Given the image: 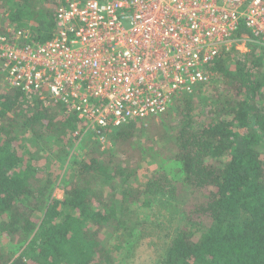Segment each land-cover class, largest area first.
<instances>
[{
  "label": "trees",
  "instance_id": "obj_1",
  "mask_svg": "<svg viewBox=\"0 0 264 264\" xmlns=\"http://www.w3.org/2000/svg\"><path fill=\"white\" fill-rule=\"evenodd\" d=\"M60 2L0 0V34L48 42ZM234 39L249 51H223L207 83L111 146L0 79V264H127L140 245L153 264H264V48L244 24ZM142 162L157 164L145 181Z\"/></svg>",
  "mask_w": 264,
  "mask_h": 264
},
{
  "label": "built area",
  "instance_id": "obj_2",
  "mask_svg": "<svg viewBox=\"0 0 264 264\" xmlns=\"http://www.w3.org/2000/svg\"><path fill=\"white\" fill-rule=\"evenodd\" d=\"M242 24L264 48V0H61L48 42L0 34V79L64 104L111 146L108 132L207 83Z\"/></svg>",
  "mask_w": 264,
  "mask_h": 264
},
{
  "label": "rangeland",
  "instance_id": "obj_3",
  "mask_svg": "<svg viewBox=\"0 0 264 264\" xmlns=\"http://www.w3.org/2000/svg\"><path fill=\"white\" fill-rule=\"evenodd\" d=\"M247 42H244L240 39H234L233 42V47H231L229 51L231 52L234 48V50H238L242 53H246L249 51V48H247ZM203 85V84H202ZM200 85V86H202ZM199 86V87H200ZM198 87V88H199ZM174 104H172L173 106ZM81 142H76V144L74 143L73 147L69 149V153H66L67 156H65L63 159V162L61 160H59L58 162H56L58 159H52L53 160V165H56V168L58 169L59 175L56 172V176H61L66 172V169L68 168V161L73 158V157H77L80 156L81 154ZM46 153H44L45 155ZM49 164V163H48ZM157 167V164H147V162H142L141 166L139 167V175H141V179L143 181H145V177H147V175L154 171ZM54 195H56L57 198H62L63 197V190L61 189V187L57 186V189L54 193ZM39 218V217H38ZM131 255L129 257H127L128 259H130L127 264H153L152 263V257L153 256H148L147 255V249L145 247H142V245H140L138 247V249L133 253H130ZM135 256V257H133Z\"/></svg>",
  "mask_w": 264,
  "mask_h": 264
}]
</instances>
